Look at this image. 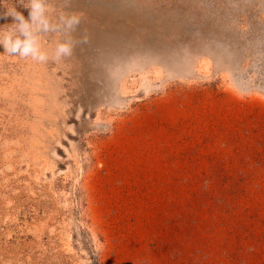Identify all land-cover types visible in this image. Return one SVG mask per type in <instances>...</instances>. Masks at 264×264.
Listing matches in <instances>:
<instances>
[{
    "label": "rangeland",
    "instance_id": "obj_1",
    "mask_svg": "<svg viewBox=\"0 0 264 264\" xmlns=\"http://www.w3.org/2000/svg\"><path fill=\"white\" fill-rule=\"evenodd\" d=\"M43 3L49 61L0 55V264H264V0Z\"/></svg>",
    "mask_w": 264,
    "mask_h": 264
},
{
    "label": "clouds",
    "instance_id": "obj_2",
    "mask_svg": "<svg viewBox=\"0 0 264 264\" xmlns=\"http://www.w3.org/2000/svg\"><path fill=\"white\" fill-rule=\"evenodd\" d=\"M25 7L29 9L28 19H26L22 13L15 11L8 14L14 18L13 22L9 24L10 27L5 30L3 26H0V45L4 48V52L0 53V55L18 56L22 59L30 57L33 61L47 63L50 59L49 54L41 50L40 46L35 42L32 33L29 31V20H35L38 15L43 13L46 10L45 5L43 0H30L29 4L25 5ZM17 21H19V24ZM60 21L67 30L69 37H71L72 31L80 22L77 15L68 12L60 14ZM48 27L49 22L46 19L44 21V28L47 29ZM17 30H19L20 34L24 36L25 39L22 40L17 36L13 40V35ZM73 46V41L71 39L58 42L51 58L60 61L64 58L71 57Z\"/></svg>",
    "mask_w": 264,
    "mask_h": 264
}]
</instances>
